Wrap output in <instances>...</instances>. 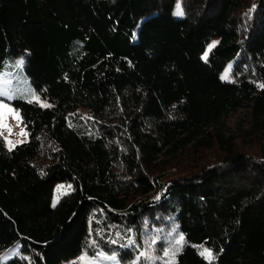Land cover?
Returning <instances> with one entry per match:
<instances>
[{
  "label": "trees",
  "instance_id": "trees-1",
  "mask_svg": "<svg viewBox=\"0 0 264 264\" xmlns=\"http://www.w3.org/2000/svg\"><path fill=\"white\" fill-rule=\"evenodd\" d=\"M19 57L50 104L0 134V264H264V0H0Z\"/></svg>",
  "mask_w": 264,
  "mask_h": 264
},
{
  "label": "rangeland",
  "instance_id": "rangeland-1",
  "mask_svg": "<svg viewBox=\"0 0 264 264\" xmlns=\"http://www.w3.org/2000/svg\"><path fill=\"white\" fill-rule=\"evenodd\" d=\"M182 10L180 1L176 5V13L179 14ZM217 39H214L209 44L208 51L215 45ZM22 61V63H21ZM232 78L229 66L224 72V77ZM24 98L31 101H37L41 105H49V101L41 97L34 89L31 79L26 74L22 57L15 60L10 59L6 64L0 68V134L5 139L8 146H15L28 140V129L23 122L20 111L11 103L14 98ZM86 111H84L85 113ZM243 112L232 115L228 119L230 127H236V124L242 119L239 117ZM72 186L66 184H59L57 186V198ZM18 251V246L4 251L0 255V262H7L12 259ZM109 257H115V260ZM130 264V261H122L117 253H110L105 251H98L95 255L87 251L73 259L63 262L62 264Z\"/></svg>",
  "mask_w": 264,
  "mask_h": 264
},
{
  "label": "snow or ice",
  "instance_id": "snow-or-ice-1",
  "mask_svg": "<svg viewBox=\"0 0 264 264\" xmlns=\"http://www.w3.org/2000/svg\"><path fill=\"white\" fill-rule=\"evenodd\" d=\"M179 14H181V15L183 14V13H182V10H181V12H180ZM214 46H215V45H213V47H214ZM206 58H207V57L205 56V59H206ZM21 63H22V61H21ZM225 78H227V74H226ZM262 87H264V86H262ZM44 106H47V105H44ZM181 241H183V237H182V236H181V238H180V241H178V243L181 242ZM144 255L147 256V253H144ZM202 255H205L209 260L213 259V256H212L211 251H209V250H207V249L204 250V252L202 253ZM109 258L115 260V257H109Z\"/></svg>",
  "mask_w": 264,
  "mask_h": 264
}]
</instances>
